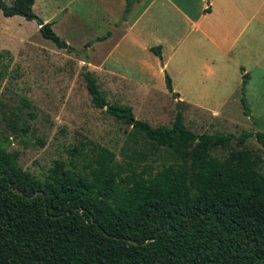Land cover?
<instances>
[{
    "label": "rangeland",
    "instance_id": "1",
    "mask_svg": "<svg viewBox=\"0 0 264 264\" xmlns=\"http://www.w3.org/2000/svg\"><path fill=\"white\" fill-rule=\"evenodd\" d=\"M129 1L127 12V0H36L34 14L73 52L45 39L37 19L7 17L0 8V142L20 153V166L34 177L44 180L56 161L78 158L82 167L81 157L69 153L75 148L88 156L106 148L120 164L152 149L133 126L93 104L84 68L109 105L132 108L153 128L171 127L182 112L184 125L199 135L264 134V0L244 3L238 26L226 32L240 34L231 50L226 40L217 49L186 21H196L208 0ZM155 46L165 60L176 51L166 68ZM240 148L262 158L264 173V147L254 137L212 155L223 159Z\"/></svg>",
    "mask_w": 264,
    "mask_h": 264
},
{
    "label": "trees",
    "instance_id": "2",
    "mask_svg": "<svg viewBox=\"0 0 264 264\" xmlns=\"http://www.w3.org/2000/svg\"><path fill=\"white\" fill-rule=\"evenodd\" d=\"M12 1L0 0L5 16L37 19L45 39L73 52L34 14L36 0ZM131 6L127 0V12ZM152 51L161 58V46ZM84 69L93 104L133 126L152 149L120 164L106 148L90 156L75 148L69 153L82 167L78 158L56 161L40 180L0 142V264H264L263 160L247 148L212 155L253 137L264 147V134L199 135L182 112L171 127L153 128L132 108L109 105ZM166 82L179 98L168 75Z\"/></svg>",
    "mask_w": 264,
    "mask_h": 264
},
{
    "label": "crops",
    "instance_id": "3",
    "mask_svg": "<svg viewBox=\"0 0 264 264\" xmlns=\"http://www.w3.org/2000/svg\"><path fill=\"white\" fill-rule=\"evenodd\" d=\"M205 1L207 3V0ZM245 2L246 0H208L209 5H204L203 7H200V9L198 10L197 13L199 14V18L196 21H192V20L189 21L186 18L185 19L190 23L191 25L190 28H195L196 31H198L201 34V37L209 41L214 47H216L219 50H223V48L219 44V40H221L222 42L223 40H226L228 43H230L228 50H231L233 46L240 41V34L236 35L233 39L230 38L227 33L228 30H231L238 26ZM176 9L177 11H180V8H178L177 6ZM180 12L182 13V15H184V17H188L182 11ZM129 30L127 31L129 32ZM243 31H244V27L243 30L241 31V34ZM122 38L123 37H121V39ZM152 48L154 47H150L151 51ZM175 54L176 51H174V53L171 56H169L167 60H165L164 53L162 50L161 55H163V57L161 56V58L160 57L159 58L161 60L164 58L165 68L168 62L171 61V59L175 56ZM244 73H247V71H244ZM167 75L170 76L169 74H166V76Z\"/></svg>",
    "mask_w": 264,
    "mask_h": 264
},
{
    "label": "water",
    "instance_id": "4",
    "mask_svg": "<svg viewBox=\"0 0 264 264\" xmlns=\"http://www.w3.org/2000/svg\"><path fill=\"white\" fill-rule=\"evenodd\" d=\"M16 191H17L18 194H20V195H24V193H23L21 190L16 189ZM33 197H34V196H32V197H27V198L32 199Z\"/></svg>",
    "mask_w": 264,
    "mask_h": 264
}]
</instances>
